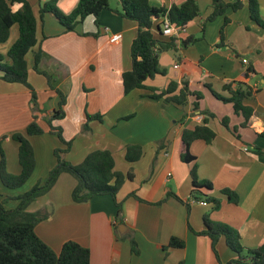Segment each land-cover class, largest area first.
I'll return each mask as SVG.
<instances>
[{"label": "crops", "instance_id": "crops-1", "mask_svg": "<svg viewBox=\"0 0 264 264\" xmlns=\"http://www.w3.org/2000/svg\"><path fill=\"white\" fill-rule=\"evenodd\" d=\"M48 1L36 0L37 15L30 5L37 19V46L26 56L28 82L37 96V121L44 133L27 138L33 149L35 168L18 189L25 187L34 175L41 178L35 184L31 181L25 187L27 191L32 184L31 187L43 183L44 177L56 164L54 150L63 149L57 136L48 132L46 123L57 109L59 98L47 86L46 79L32 69L33 53L38 50L42 52L39 71L51 76L53 87L66 97L64 119L53 122L62 128V134V123L66 119L73 123L74 135H71L76 138L80 136L77 133L83 128L86 115L99 114L103 117L102 122H88L90 131L80 136L83 140L77 139L71 152L62 157L77 165L90 152L107 150L114 158L115 170L124 175L132 171L133 179L126 180L118 192L117 200L122 202V207L120 225L115 231L118 208L112 198L97 196L86 203H74L71 193L76 181L68 174H61L51 190L27 208L28 212L47 215L35 227L37 237L55 253H59L68 241L88 248L90 264L231 262L236 254L226 246L224 238L217 242L215 256L210 240L196 234L204 230L205 216L212 222L238 231L240 243L245 249H254L264 242V29L250 19L247 0L242 1L240 10L234 12L228 9L224 16L216 18L219 23L213 35L208 39L207 34L203 44H198L201 46L198 59L182 60L180 51L181 60L177 61L175 55L172 61L173 75L157 77L160 79L156 75L145 82L147 88L158 91L164 90L170 82L179 84L178 89L182 82H186L191 93L202 95L197 110L193 109V96H187L184 106L169 103L162 107L161 103L146 98L147 93L142 91L145 89L123 95L120 78L130 69L129 49L136 26L112 11L120 8L118 0L113 1L114 8L110 5L111 11L101 12L97 25L92 17H87L71 32H65L52 14L45 13L40 18L39 9ZM183 1L149 0V3L169 9L172 5H181ZM196 1L200 10L202 0ZM204 1L209 4L211 13V0ZM223 1L233 3L236 0ZM77 3L78 0H58L57 8L68 15ZM257 3L259 17L264 21V0H257ZM210 13L204 16V20ZM225 17L229 23L224 27L223 46L217 48ZM195 20H201L200 14L188 24ZM111 33H120L121 41L110 44L108 38ZM97 34L101 37L96 38ZM243 59L247 60V64L242 63ZM175 64L178 69H174ZM224 85L250 92L251 96L243 102L253 110L246 127L241 126L243 117L234 113L231 103L212 95L211 92H215L228 99L230 95L222 90ZM146 92L151 93L149 90ZM30 99V92L24 86L0 80V139L7 137L3 141L11 151L8 156L2 150L5 171L10 175L16 176L21 172L18 144L11 139V134H24L26 126L32 121L34 113ZM223 118H227L228 128L222 125ZM204 119L215 133V138L210 144L194 141L190 153L195 160L185 164L180 160L181 132L202 125ZM95 133L100 136V146L93 145ZM128 145L142 148L143 155L136 163L129 164L124 160ZM257 149L260 152L256 154ZM116 153L123 162L117 164ZM193 167L196 182L207 181L211 186V190H200L204 197H198V201H205L206 197L218 199V209H213L211 203L202 206L191 201L193 186L190 170ZM0 184V200H3V195L8 194L1 190L5 186L2 182ZM224 189L237 196L236 204L230 203L222 194ZM7 206L5 203V208ZM128 236L135 241L136 255L130 251ZM171 238L182 241L184 247L165 249Z\"/></svg>", "mask_w": 264, "mask_h": 264}, {"label": "trees", "instance_id": "trees-1", "mask_svg": "<svg viewBox=\"0 0 264 264\" xmlns=\"http://www.w3.org/2000/svg\"><path fill=\"white\" fill-rule=\"evenodd\" d=\"M243 0H236L233 3H225L223 0H211V13L205 19V22H212L217 17L224 16L228 9L236 12L243 7ZM58 0H49L39 9L40 18L45 13L52 14L58 23L64 28L65 32H71L75 27L82 23L87 17H92L97 25L99 16L103 11H111L110 0H78L75 9L68 15L62 14L57 8ZM120 8L117 13L120 17L136 26L135 37L132 40L129 49L130 69L121 74L120 86L123 95H128L138 89H147L151 92L149 99L161 100L165 104L172 103L176 106H184L187 102V96H193V109L199 107V100L202 98L200 93H191L186 82L179 84L170 82L164 90L147 88L145 82L153 79L156 75H164V71L159 70L158 59L160 55L172 52L177 55V61H180L179 52L203 39L204 24H202V35L199 37L188 36L184 39L165 36L161 32L163 20L167 18L172 26L177 29H184L186 25L192 22L200 14L199 6L196 0H184L179 6L172 5L169 9L164 7H154L149 0H118ZM247 7L250 19L260 28L264 29V21L259 17V8L257 0H247ZM229 23L225 17L222 27L219 31V43L217 48L223 46L224 27ZM13 26H17V39L7 52V63H3V57L0 56V80L6 83L20 84L27 88L31 95V108L33 111L32 121L26 126L24 134L13 133L11 139L18 144V163L21 167L19 175H10L5 171L4 155L0 150V180L2 184L10 189H17L23 186L30 178L35 168L33 149L28 141V137L39 136L44 130L38 123L37 96L28 82L29 66L26 60L27 54L37 46V19L27 0H0V44L7 42L10 31ZM155 30L157 33H155ZM42 56L41 50L33 53L32 69L46 79L47 86L54 90L59 101L57 109L54 110L46 120L48 132L57 136L60 143L64 145L63 149H55L53 155L56 159L55 166L49 172L47 180L43 184L34 185L29 191L21 195L19 206L15 210H7L5 201L0 200V264H90V251L80 244L68 241L65 242L59 253L42 242L35 234V227L44 220L47 215L40 212H28V206L37 198L47 194L56 183L61 174L70 175L76 185L71 193V199L74 203H86L97 196H110L118 208L115 220V231L120 225V209L122 202H118L117 195L121 186L126 180L133 179L132 171L126 175L115 170V162L112 154L107 150H96L86 155L83 161L77 165L67 162L62 155L66 154L71 142L65 141L62 135V128L54 125L53 122H59L64 119L66 104L65 95L52 85V78L47 73L39 71L38 65ZM223 91H227L230 97L222 98L221 95L211 92L212 95L226 103H231L235 114L243 117L242 127H246L253 115L251 107L243 104L246 98L251 96L249 91H243L240 87L233 89L232 85H224ZM177 92V93H176ZM207 114L210 117L213 115ZM128 119V118H127ZM97 120L102 122V116L86 115L83 131H90L88 122ZM205 120V119H204ZM222 125L227 127V118L222 119ZM215 138V133L206 125V120L202 125L196 126L192 130L184 129L181 132L180 142V160L185 164H190L195 157L190 153L191 144L194 141L201 140L210 144ZM5 139V136L1 140ZM256 150L255 153H259ZM143 155L142 148L138 145H128L125 148L124 160L133 164L140 160ZM192 178L191 198L198 201V197L203 196L201 189L211 190L209 182H196V172L193 167L190 170ZM230 203H237V196L230 190H222ZM137 199L134 194L130 195ZM174 197L178 199L175 195ZM206 197V196H205ZM204 201V200H203ZM206 204H213V209H218L220 201L215 198L206 197ZM188 207V203H185ZM204 230L196 233L199 236L207 237L211 242V249L216 256V244L220 238H224L226 246L236 254V258L227 264H264V242L260 243L254 249H245L240 243V235L235 229L209 220L206 216L203 218ZM126 238V237H124ZM130 242V251L137 254V246L132 237L128 236ZM182 241L171 238L167 248H183Z\"/></svg>", "mask_w": 264, "mask_h": 264}, {"label": "rangeland", "instance_id": "rangeland-1", "mask_svg": "<svg viewBox=\"0 0 264 264\" xmlns=\"http://www.w3.org/2000/svg\"><path fill=\"white\" fill-rule=\"evenodd\" d=\"M113 1L114 0H110V2H109V4L112 6V8H114L113 7L114 6V2ZM28 2H29V4L32 7H34V11H35V13L37 15L38 7L36 6V0H28ZM209 13H210L209 4H207L204 0H202L200 2V18H201V20L200 21L195 20L194 23L188 24L187 28H184V31L179 34L178 38L180 37L181 39H184V38H186L188 36H194V37H199L200 38V36L202 35V26L200 27V24L201 25L204 24L206 29L204 30V33H203V39L206 38L207 34H208V39H209L213 35V31L215 30V27L217 26V23H219V20H217V19H216V21H213V22L204 23L205 22L204 16H206ZM95 37L96 38H100L101 35L97 34V36H95ZM102 37H104V35H102ZM16 39H17V26H13V28L11 29L10 37L7 40V42L4 43V44H0V56L3 57V63H5V64L7 63V57H6L7 52L9 50V48L12 46V44L16 41ZM203 39L198 41V43L196 42L195 44H193V45L187 47L186 49L182 50L180 52V56H181L182 60L183 59L185 60V58H188L186 61H189V60L194 61V60L198 59L199 58L198 53H200V48H201V46H199L198 44L201 43L200 45H202L203 44ZM221 50L224 51L223 48ZM174 56H175V54L172 53V52L164 53V54L160 55V57L158 59V66H159V70L160 71H164V75H166V74L171 75V73L173 75V72H172L173 71L172 70V61L174 60ZM27 59L28 60L30 59V55H28ZM164 75L163 76H161V75L156 76V78L157 77H160V78L164 77ZM160 78H157V79H160ZM142 91L144 92V94L147 93V97L146 98H149L148 96H150L151 93L149 94L148 92H146L147 91L146 89L142 90ZM152 101L161 103L162 107L167 105V104H165L163 102V99H161V100H152ZM102 119H103V117H102ZM130 119H128V120H130ZM62 126H63V130H64L63 134H62L63 138H64V136L67 137V138H71V139H65L64 138L65 141H67V142L70 141L71 142V147H70L69 151L67 152V153H69V152H71V150L73 148L74 142L77 139L78 140H83V138H81L80 136H84L86 134V132H84L83 128H81V131L79 133H77V135H80V136L75 138V137H73V135H74V126H73V123L69 119H66L62 123ZM71 134H73V135H71ZM6 138L7 137H5V139ZM91 138H88V139H91ZM99 139H100V136L98 135V133H95L94 134V138H93V142H94L93 145L94 146H100V143H99L100 140ZM3 140L0 139V150L1 151L4 150L7 153V155L9 156L11 154V151L9 149L8 144L5 141H3ZM87 141L90 142L91 140H87ZM60 148H64V145L61 144ZM2 153H3V151H2ZM41 154L43 156H45L43 153H41ZM114 156L116 158L117 164L121 163V161L123 162V160L120 159L118 153H116ZM39 169H41V167H39ZM48 176H49V174L44 177L43 183L47 180ZM39 178H41V177H39L37 175L32 176L31 179L27 182L25 187H27V185H29V183H31V181H34L33 184H35L36 181L39 180ZM43 183H41V184H43ZM31 186L28 189V191L32 188ZM25 187H23L21 189H18V188L17 189H10V188H7V187H1V190L4 191L6 194H8V195H3V197H4L3 200L8 205L6 207L7 210H15L19 206L18 198L25 193V190H26ZM26 192H27V190H26ZM5 196H10V197L6 198Z\"/></svg>", "mask_w": 264, "mask_h": 264}, {"label": "built area", "instance_id": "built-area-1", "mask_svg": "<svg viewBox=\"0 0 264 264\" xmlns=\"http://www.w3.org/2000/svg\"><path fill=\"white\" fill-rule=\"evenodd\" d=\"M183 31H184V29L180 30V29H177L174 26H172L167 18H165L163 20V24H162V27H161V32L165 36H171V37L178 38L179 34L182 33ZM105 32L108 33V29H106ZM121 39H122V35L120 33H111V34H109L108 41H109L110 44L114 45V44H117L119 41H121ZM242 63L244 65L247 64V60L243 59ZM173 67H174V69H178L179 68V66L176 65V64ZM245 150H247V149H245ZM191 201L194 202V203H199L202 206L206 205V202L203 201V200L195 201V200L191 199Z\"/></svg>", "mask_w": 264, "mask_h": 264}]
</instances>
